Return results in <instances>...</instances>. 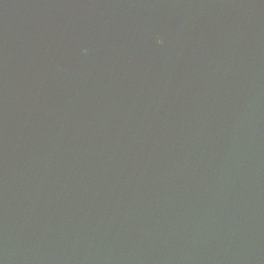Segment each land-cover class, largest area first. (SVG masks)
<instances>
[{"label": "water", "instance_id": "obj_1", "mask_svg": "<svg viewBox=\"0 0 264 264\" xmlns=\"http://www.w3.org/2000/svg\"><path fill=\"white\" fill-rule=\"evenodd\" d=\"M0 264H264V0H0Z\"/></svg>", "mask_w": 264, "mask_h": 264}]
</instances>
